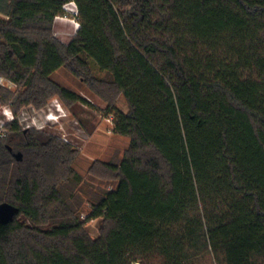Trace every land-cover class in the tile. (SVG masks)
I'll list each match as a JSON object with an SVG mask.
<instances>
[{"label": "trees", "instance_id": "trees-1", "mask_svg": "<svg viewBox=\"0 0 264 264\" xmlns=\"http://www.w3.org/2000/svg\"><path fill=\"white\" fill-rule=\"evenodd\" d=\"M71 2L80 28L62 46ZM66 67L130 147L89 169L113 186L82 220L75 151L11 123L0 205L17 212L0 222V264H264V0H0V74L17 89L0 104H88L53 80Z\"/></svg>", "mask_w": 264, "mask_h": 264}, {"label": "rangeland", "instance_id": "rangeland-1", "mask_svg": "<svg viewBox=\"0 0 264 264\" xmlns=\"http://www.w3.org/2000/svg\"><path fill=\"white\" fill-rule=\"evenodd\" d=\"M72 19L73 16L69 15L68 19L62 21L56 19L54 23L53 36L62 46L70 44L77 34L78 30L72 22ZM93 75L102 80L108 78L107 74L101 72L96 66H93ZM52 78L60 86L77 93L88 103H79L68 107L60 98L54 97L45 107L40 109L45 111V113H49L50 103L57 99L62 103L68 114V118H65L61 129L53 126L49 129V133L64 144L67 143L62 139L69 141L71 144L67 145L76 153V161L73 167L82 178V184L76 190L79 191L78 195L83 202L81 215L82 220H85L92 212V205L88 202L98 195L110 191L113 186L111 184H101L100 180V182L98 180L93 181L88 175L89 169L96 162L119 164L130 147V139L115 134L113 126L105 120L108 115H114V113H111V110L104 101L89 91L85 82L76 77L71 68L66 67L59 70ZM0 89L17 91L16 86H13L1 74ZM13 99L12 104H0V118L2 117L1 111L5 107H10L14 113H18L14 109V104L17 102V95ZM116 106L123 113H128L130 110L123 96L117 97ZM6 137L0 139H5ZM22 222L28 224L26 220ZM101 226V220H94L87 223L86 229L92 238H98L101 232Z\"/></svg>", "mask_w": 264, "mask_h": 264}, {"label": "built area", "instance_id": "built-area-1", "mask_svg": "<svg viewBox=\"0 0 264 264\" xmlns=\"http://www.w3.org/2000/svg\"><path fill=\"white\" fill-rule=\"evenodd\" d=\"M63 11L64 14L57 19L62 21L68 19L69 15L73 16L72 22L75 24L78 30L80 28V23L78 21L79 13L76 3L71 2L65 5L63 7ZM6 112H9L11 114V119L8 118ZM1 113L2 117L0 118V138H4L7 136V134L9 133L8 126L14 122H17L25 131L34 130L54 136L49 133V129H51V127L53 126L59 127L61 129L65 118H68V114L65 111V108L57 99L53 100L50 103L49 113H45V111L39 110L32 105L23 107L17 114L14 113L10 107L3 108V111H1ZM105 120L114 128V115H108ZM62 140L67 144H71L66 139Z\"/></svg>", "mask_w": 264, "mask_h": 264}, {"label": "water", "instance_id": "water-1", "mask_svg": "<svg viewBox=\"0 0 264 264\" xmlns=\"http://www.w3.org/2000/svg\"><path fill=\"white\" fill-rule=\"evenodd\" d=\"M15 157L17 160H21L22 154L16 153ZM16 212V209L9 204L0 205V222L11 220Z\"/></svg>", "mask_w": 264, "mask_h": 264}, {"label": "clouds", "instance_id": "clouds-1", "mask_svg": "<svg viewBox=\"0 0 264 264\" xmlns=\"http://www.w3.org/2000/svg\"><path fill=\"white\" fill-rule=\"evenodd\" d=\"M6 115L8 116L9 119H11V114L9 112H6Z\"/></svg>", "mask_w": 264, "mask_h": 264}]
</instances>
